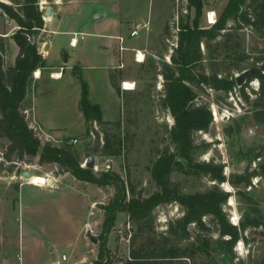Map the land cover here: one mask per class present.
I'll return each mask as SVG.
<instances>
[{"label":"rangeland","instance_id":"1","mask_svg":"<svg viewBox=\"0 0 264 264\" xmlns=\"http://www.w3.org/2000/svg\"><path fill=\"white\" fill-rule=\"evenodd\" d=\"M69 1L63 0V6L69 4L64 11L67 22L62 28L63 31L72 28L89 34L85 36L83 43L78 46L76 43L75 48L68 45L70 37L64 34L54 37L50 47L52 54L56 57L52 58V55L48 57V60L55 61L50 62L51 66H54H50L52 68L50 71L59 73L60 76L64 75L59 80V84L70 82V74L76 75L75 78L80 85L85 82L84 79L92 77L91 80L96 87L92 89L88 100L91 99V102L98 100L104 105L105 114L103 117L101 115V118L111 123L104 127L109 133L116 134L119 138L122 154L118 157L98 154L97 148L102 144L103 131L95 121L88 122L81 135L64 137L57 143L52 141V144L69 146L78 152L79 166L80 162L84 159L88 160L95 152L94 166L96 168H92L91 171L93 176L99 177L102 172L115 174L125 183L129 182L136 194L142 197H149L157 192L151 180L150 170L158 159H166L170 155L173 161L163 169L164 177L168 180L170 187H176L180 193L217 189L228 192L229 197L222 205V209L228 221L237 228L247 216L258 215L264 220V113L258 114L261 112L260 107L244 103L239 95V87L245 83L247 86L244 91L250 98L253 97L252 91L258 88L259 83L256 78L250 82H246V79L249 75L258 74L256 70L260 65L254 63V58L264 57V31L244 30V48L248 56L244 61L235 60V55L228 49L217 48L213 52H208L202 42L200 44L201 61L196 67L192 64L186 67L195 74L200 83L191 85L178 74V70L179 73L183 70L180 50L181 29L178 25L181 20L183 22L188 20L186 26L190 30L209 29L218 20L228 0ZM0 2L10 4L8 0H0ZM52 2L53 0H36L35 3L43 12L44 18H47L44 10L53 7ZM242 9L244 10V6ZM95 12L102 14V17L95 18ZM208 14L211 16L209 21ZM116 19H118L119 27L115 23ZM212 20L213 24L210 23ZM237 22H240L239 18L230 19L229 25ZM118 28L122 43L101 35L94 36V34L115 35L118 33ZM135 28L138 30V35L130 38L128 33ZM16 29L14 22L0 10V44L4 49L0 53L6 64H12L17 53V47L12 39ZM49 35L40 32L36 38L39 53L44 54L45 51L46 54L47 49L44 48L46 43L42 42L45 41L49 45ZM112 43L114 48L111 46ZM119 46L125 47L126 51L117 58L114 51H118ZM214 48L213 45L212 49ZM137 49L143 56L141 62L135 60ZM55 50L58 51L57 54ZM65 52L71 57L77 56V62L103 63L108 61V57L117 59L116 64L123 77L120 88L127 91L126 94L119 96L118 106L115 103L106 105L110 101V94L101 88L102 71H85L83 79L81 75H78L77 65L72 66L70 71L62 62L61 56H64ZM171 58L175 59L176 64L171 63ZM62 68H65V73ZM167 68L175 73L178 83L181 84V101L176 103L174 110L168 107L163 109L160 105L164 85L162 73L167 72ZM50 71H43L46 73L41 81L46 76L48 78L52 76L48 74ZM33 74L34 72L31 78ZM200 74H205L207 78L216 74L217 78L227 81V84H218L215 89L212 81L210 79L202 81ZM123 81L132 84V89H124ZM32 83L31 79L28 86L29 92L34 87ZM227 87H231L232 92L225 95L224 88ZM75 91V88L63 89L54 95L49 103L45 101V106L42 105L41 110L54 119L53 123L66 126L65 131L68 134L78 130V127H75L77 118L71 108ZM189 92L195 98L185 104L183 102L186 101ZM200 102L206 103L211 112L207 131L194 134L195 149L187 156L179 155L177 143L170 134L175 123L173 111L178 114L180 110L191 108ZM50 106L54 107L51 112ZM25 108L26 101L21 105L20 110L24 112ZM117 122H119L118 127L115 126ZM87 128L90 131L86 132ZM44 138L40 140L41 144L45 142ZM72 139H76L77 143H71ZM6 146V141L0 139V264H3L8 257H13L15 260L18 235L17 206L18 217L22 215L20 203L16 205L17 193L19 185L28 182L26 178H21V173L27 171L31 175L46 179L48 177L45 173L49 170L55 181H51L52 183L46 181L47 186L49 184L66 185L64 178L70 177L75 184H79L78 186L85 183L94 190L92 219L88 217V220L91 219L92 222L87 235L94 236L96 243L91 242L87 235L84 236L82 247H79L70 259L65 255V263L101 264L106 260H112V264H123L127 260L129 240L135 232V227L129 223L128 214L123 207L130 199L125 188L120 186L117 188L114 184L98 186L76 180L64 171L56 175V165H40L37 157H24L18 161L14 154L10 160H6L4 156ZM189 161L196 164H210L212 169L209 173H204L192 166ZM213 172L219 174L218 179L212 180ZM240 174L250 177V185L238 183L236 177ZM57 178L60 180L56 181ZM30 189L33 187L29 185H24L22 188V190ZM65 195H61V200ZM59 196L60 194L52 202L57 204ZM38 200H41L40 195ZM153 209L157 230H164L168 221L180 218L183 213L182 208L174 202L157 203ZM105 217L112 218L113 222L109 229L104 226ZM37 229L42 240L43 238L50 240L46 244L48 260L61 262V255L68 253L69 247L60 244V233H48L39 223ZM239 235L240 239L231 251L216 246L208 259H201V264H264V226L257 230L239 231ZM72 237L74 234L70 236L71 239ZM18 240L21 245L20 247L18 244L19 260H21L20 251L25 246L21 231ZM51 245L54 246L52 251L49 250ZM198 261L200 262L199 258Z\"/></svg>","mask_w":264,"mask_h":264},{"label":"trees","instance_id":"2","mask_svg":"<svg viewBox=\"0 0 264 264\" xmlns=\"http://www.w3.org/2000/svg\"><path fill=\"white\" fill-rule=\"evenodd\" d=\"M8 1L10 4L0 2V10L14 22L17 28L12 36L17 53L12 64H6L0 53V139H4L7 143L4 156L6 160H10L15 154L18 161L24 157H37L38 164L59 165L65 173H69L76 180L98 186L114 184L117 188L118 186L125 188L130 199L123 207L128 214L129 223L135 227V232L130 236L128 258L123 264H201V259H208L216 246L231 251L240 239L239 231L257 230L264 226V220L258 215L247 216L240 222L239 228L231 224L222 209V205L229 197L228 192L217 189L180 193L176 187H170L163 173L164 167H168L173 161L170 155L166 159H158L150 170L151 180L157 192L149 197H142L136 194L129 182L125 183L115 174L102 172L99 177H95L91 173L92 169L80 167L79 153L69 146L54 145L50 141L41 144L34 130L28 126L20 105L26 96L32 73L46 66L36 43V38L44 27L43 12L39 10L36 0ZM238 18L240 22L229 25L230 19ZM187 21L181 20L178 25L181 29L180 50L183 68L180 73L178 70V74L191 85H197L200 83L195 74L186 67L191 64L196 67L201 61L202 42L208 52L223 48L230 50L237 61L248 58L244 48V30L264 31V0H228L218 20L206 30H190L186 26ZM212 44L215 46L214 49ZM3 50L0 44V52ZM171 63L176 64L174 58H171ZM254 63L260 65L256 70L258 74L247 76L246 82L256 78L259 83L258 88L252 91L253 97L250 98L244 91L247 86L245 83L239 87V95L244 103L260 107L261 112H256L262 115L264 57H255ZM162 76L164 85L160 105L163 109L168 107L174 110L176 103L181 101V84L170 69L162 73ZM200 76L203 78L202 81L210 79L215 89L218 84H227V81L217 78L216 74H212L209 78L205 74ZM122 80L119 68L108 70L109 84L117 96L127 93L120 88ZM80 87L78 110L82 113L85 124L95 121L102 127V144L97 148L98 154L118 157L122 154L120 140L116 134L109 133L104 127L111 123L102 120L99 105L89 102L87 84L82 82ZM224 91L225 95L229 94L232 88H224ZM188 94L186 101L183 102L185 104L195 98L192 93ZM173 113L175 123L170 134L177 143V153L187 156L196 147L194 134L207 131L211 112L206 103L200 102L191 108L180 110L178 114L174 111ZM115 126L118 127L119 122ZM88 131L90 130L87 128L86 132ZM189 163L204 173H209L212 169L207 163L196 164L191 161ZM211 177L212 180L218 179L219 174L213 172ZM236 179L238 183L250 185V177L244 174L238 175ZM168 202L178 204L183 210L182 216L168 221L164 230H157L153 208L157 203ZM105 213L107 215V211ZM103 222L106 229H109L113 221L111 217H105ZM101 264H112V260H106Z\"/></svg>","mask_w":264,"mask_h":264},{"label":"crops","instance_id":"3","mask_svg":"<svg viewBox=\"0 0 264 264\" xmlns=\"http://www.w3.org/2000/svg\"><path fill=\"white\" fill-rule=\"evenodd\" d=\"M52 3L54 5L53 7L46 8V10L47 9L50 10V13L46 14L47 18H44V27L40 31L42 33L50 34L48 36L49 45L45 41L42 42V43H46V46L44 47L47 49L46 54L45 51L44 54L40 52V54L42 55V57L46 62V66L43 68H38L34 71L33 77L31 78L33 82L32 85L34 84V87L31 88L32 89L31 92H29L28 91L29 88H27L26 96L22 101L21 105H23V103L26 101V108L24 109V113L26 114V121L28 123V126L35 131L39 139L41 140L42 137H45L43 141H50V142L53 141L54 143H57L60 141L61 138L81 135L82 133H84L86 124L84 122L82 113L78 110V101L80 98L81 88H80V84H78V80L75 78L76 75L70 74L69 75L70 82L66 84H59V80H61L64 77V75L62 74V76H59L57 78L56 75H59V73L58 74L51 73L50 71L52 69L50 68L51 66L50 62L52 63L55 61L48 60V57H51V55L52 58L56 57L55 54H52V48L50 47L51 45L50 42H52L54 37H56L57 35L64 34L67 37H70L68 41V45L70 39H72L74 36V39L77 40V46H78L80 43H83L85 41L84 38L89 33L83 31H75L72 28L68 29V31H63L62 28L66 26V22H67L64 11L67 9L69 4L63 6V0H53ZM94 15L95 18L102 17V14L96 12L94 13ZM115 23L117 27H119L118 19H116ZM99 35H101L102 37H108L110 40H116V41L117 40L119 41L120 38L119 28H118V33H116L115 35L94 34V36L96 37ZM78 36L79 38H77ZM134 37H130V38H134ZM113 44L114 43L111 44L112 48H114ZM69 47L71 46L69 45ZM75 47H71V48H75ZM122 48H123L122 50H119L118 47L117 48L118 51L116 52L114 51V54L115 56H117V58L118 55L121 56L123 52L126 51L125 47ZM55 52L57 54L58 51L55 50ZM61 58L63 59L62 62L68 66L67 67L68 70H70L72 66L77 65L78 75L79 76L81 75L83 79H84L83 75L85 71H89V70L102 71L103 84H101V88H103L104 91L105 90L108 91L107 94H110V101L106 103V105H108L109 103L111 104L115 103L118 106V103L120 102L119 100L120 97L116 95V93L114 92L108 81V70L110 68H119V66L116 64L117 59L115 57H111V58L108 57V61H105L103 63H91L90 61L77 62V56L71 57L67 53L64 56H61ZM45 70H49L50 72H48V74L50 75L52 74V76L49 75L50 76L49 78L46 76V78L44 77V80L41 81V79L46 73L43 72ZM63 70L65 73V68H62V71ZM91 79L92 77H89V79H84V81L87 84L88 98L92 93V89L96 87L94 86L95 85L94 81ZM123 82H127V81H123ZM69 88L76 89L74 98L72 99L71 108L73 109V112L75 113V116L77 118V124L75 127H78V130L73 131L71 134L66 133L65 131L66 126L60 123L59 124L53 123L54 119L46 115L44 111H41L42 105L45 106V101L49 103V100L53 98L54 95H56L58 92L63 91V89L68 90ZM55 100L56 99L54 98V101ZM54 101L52 105L54 104ZM89 102L92 104L99 105L103 117L105 114L104 105L98 100L91 102L90 99ZM53 108H54L53 106H50V112L52 111ZM49 171L45 173L48 177L46 179L48 180V182H51L53 180L55 181V178L51 177L52 175L51 173H49ZM28 173L31 176V173L30 172ZM64 179L66 180L67 184L63 186L51 185V184H49L48 186L47 185L40 186L30 183L29 180H27L28 182L19 185L18 193H20V196H18L17 193L16 205L17 203L18 204L20 203L22 208V215L18 217V206H17L16 217L18 222V235L21 231V235L25 240V246L20 251L21 260H19L20 257H19L18 244L20 247L21 245L17 235L16 255L14 257L15 260L13 259V257H8L4 262L5 264H45L46 262L47 264L61 263L58 261H52L51 259L48 260L47 258L48 251L46 244L50 240L46 238H43L42 240V237L39 236V234L37 233L38 223L41 227H43V230L47 231L48 233L49 232L52 234H56V232L60 233L59 236L60 244L69 247L68 253L66 254L64 253L62 255H66L69 259L74 253H76V250L79 247H82L85 238L84 236L88 234L89 229L91 227L90 222H92L91 215L93 213L92 207L94 204V197H95L93 196L94 190L89 186H86L85 183L82 184L81 186H78L79 184H75V181L70 177ZM57 180L60 179L57 178L56 181ZM24 185L27 186L29 185L33 187V189L22 190ZM59 194L60 196L58 203L57 204L53 203L52 201ZM63 194L66 195L64 196L63 200H61V195ZM39 195L41 196V200H38ZM62 202H64L63 205ZM88 217L91 219L88 220ZM69 233L71 235L74 234V237H72V239L70 238L71 235H69ZM53 249L54 246L51 245L49 250L52 251Z\"/></svg>","mask_w":264,"mask_h":264},{"label":"built area","instance_id":"4","mask_svg":"<svg viewBox=\"0 0 264 264\" xmlns=\"http://www.w3.org/2000/svg\"><path fill=\"white\" fill-rule=\"evenodd\" d=\"M44 11H45V13H46V10H44ZM42 18L44 19V16H42ZM207 19H208V21L211 20L210 17H209V14L207 15ZM213 22H214V21H210L211 24H213ZM208 23H209V22H208ZM137 34H138V30L135 28V29H133V30L130 31L129 36H130V37H134V36H136ZM75 40H76V39H75ZM119 42L122 43V38H121V37L119 38ZM76 43H77V40H76ZM69 45H70L71 47H75V46H76V44L74 45V36H73L72 39H70ZM122 49H123L122 46H119V50H122ZM139 52H140L139 50H135V60L137 59V55H138ZM123 84H124V83H122V85H123ZM124 89H125V88H124ZM71 143L75 144V143H77V140H76V139H72V140H71ZM86 161H87V159H84L82 162H80V167L85 168V167H86ZM93 168L95 169L96 166H94ZM21 178H22V177H21ZM45 180L48 182L47 179H45ZM44 185H45V184H44ZM65 261H66V257H65V255H62V256H61V263H57V264H66Z\"/></svg>","mask_w":264,"mask_h":264},{"label":"water","instance_id":"5","mask_svg":"<svg viewBox=\"0 0 264 264\" xmlns=\"http://www.w3.org/2000/svg\"><path fill=\"white\" fill-rule=\"evenodd\" d=\"M49 13H50V10L47 9V10H46V14H49ZM10 37H11V36H10ZM95 157H96V153L94 152V153L88 158V160L86 161V167H87V168L92 169V168L94 167V165H95ZM62 173H63L62 168H61L59 165H56V166H55V174H56V175H59V174H62ZM21 177H22V178H29V177H30V174H29L27 171H23V172L21 173ZM88 238H89V240H90L91 242L96 243V238H95L94 236H92V235H88Z\"/></svg>","mask_w":264,"mask_h":264},{"label":"bare ground","instance_id":"6","mask_svg":"<svg viewBox=\"0 0 264 264\" xmlns=\"http://www.w3.org/2000/svg\"><path fill=\"white\" fill-rule=\"evenodd\" d=\"M211 18V16H209ZM213 21V20H212ZM76 44V40L74 39V45ZM142 54L141 52L138 53L137 55V61L138 62H141L142 61ZM58 74V73H57ZM55 76V75H53ZM60 75H56V77L58 78ZM123 88L125 89H132V84H130L129 82H124ZM27 180H29L30 183L32 184H36V185H40V186H46V180L45 178H42V177H39V176H36V175H31L29 178H27Z\"/></svg>","mask_w":264,"mask_h":264}]
</instances>
